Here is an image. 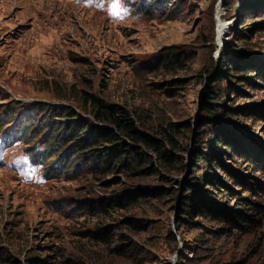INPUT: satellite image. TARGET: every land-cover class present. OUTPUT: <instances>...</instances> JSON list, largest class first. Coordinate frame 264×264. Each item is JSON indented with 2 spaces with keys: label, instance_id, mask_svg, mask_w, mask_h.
Returning <instances> with one entry per match:
<instances>
[{
  "label": "rangeland",
  "instance_id": "rangeland-1",
  "mask_svg": "<svg viewBox=\"0 0 264 264\" xmlns=\"http://www.w3.org/2000/svg\"><path fill=\"white\" fill-rule=\"evenodd\" d=\"M119 1L0 0V145L3 134L21 140L0 146V264H264L263 5ZM222 54L242 69L249 59L261 62L246 75L249 85L229 72L215 86L240 115L223 124L240 132L262 160L253 172L236 157L223 158L238 184L215 170L257 208L258 215L245 212L255 221L237 229L208 217L190 220L179 204L185 182L214 171L191 164L194 153L211 154L207 137L220 121L203 128L197 122L203 89ZM83 94L127 111L145 134L173 136V170L140 149L139 159L127 151L129 171L106 172V147L78 149L71 128H85L86 139L106 127L93 119ZM64 112L68 129L47 136ZM29 153L37 154L31 162ZM42 154L47 157L37 164ZM67 163L69 172L62 169ZM207 190L199 191L208 204L238 210L225 192ZM131 194L137 197L128 204ZM181 217L190 224L181 226Z\"/></svg>",
  "mask_w": 264,
  "mask_h": 264
},
{
  "label": "trees",
  "instance_id": "trees-1",
  "mask_svg": "<svg viewBox=\"0 0 264 264\" xmlns=\"http://www.w3.org/2000/svg\"><path fill=\"white\" fill-rule=\"evenodd\" d=\"M256 2L258 4L261 3L264 7V0H256ZM211 41L212 37L210 41L207 42ZM219 58L220 61L218 70L211 75L203 89L199 106L200 120H198L197 126L203 128L206 127V124L209 122H212V124L215 125L216 120H219L222 123L216 122V129L214 133L207 137V142H209L208 149L211 154H205L203 152L194 153L192 156L194 163L191 164V167L194 169H198L197 165H200L209 171H214H211L212 173L210 175L206 174L202 179H196V177L193 176L190 180L192 182H185L183 190L186 197H181L179 204L182 207V214L187 215L190 220H193V218L196 217H208L214 221L226 223L231 228L237 229L239 227L238 225L242 224L245 226L255 221L253 219L254 215L245 212H255V214L258 215V211H256L257 208L251 200L241 196L227 187L226 183L222 182V179L216 175L215 170H223L228 180L234 184H238L234 171L227 168V166L223 163V158L229 159L233 162L234 157H236L239 163L245 162V164L250 167V171L253 172L259 171L258 168L260 167L262 160L258 159V154L253 151L252 146L249 145L246 138H244L240 132L229 131L223 124V122L232 121L235 116L240 115H237L236 111L230 110V107H228L225 103L226 97L222 95L220 91H216L215 86L217 83L221 84V82L226 81V76H229V72L232 73V77H235V79H246L249 85L251 81L247 79L246 75L256 73L261 62L260 60L249 59L243 63L242 69L240 68L241 65H238L230 58V56L226 54H222ZM228 67L230 68L229 70L227 69ZM223 70H227L228 73H222ZM242 74L245 76L242 77ZM80 100L83 101L85 106L91 110L93 119L98 124H102L106 127L103 130L94 129V131H89L86 139H81L82 134H85V128L82 126L71 128L69 135L70 140L78 141V149H86L91 153H96V148H98L96 146H103V149L106 147V152L103 154V157L106 159L104 162L105 167L103 169L106 172L115 170L120 172L129 171L130 165L126 162V160H124L128 154L127 151L130 153L133 150L132 153L137 155V159H139V153L136 150L140 149L151 153L158 161L160 168H172L173 170L176 161L178 160L177 155H175L178 150V145L173 136L171 137L170 134L164 132L160 135L162 139L159 140L150 134L143 133L137 128V126L134 125L133 121L130 120L127 111L119 107L102 103L99 98L94 95L83 94L80 96ZM56 117L58 119L54 120L56 121L55 126H53L51 128L52 131L47 134V136H50L53 139L59 131L68 129L69 127L67 122V117H69L68 112H64L62 115ZM235 124L239 125V123ZM169 128L170 131H176L175 125H169ZM24 132V130H20L16 131V134H22ZM194 135L196 136V134ZM23 137L25 138V135ZM27 138L30 139V136ZM19 140V138L17 139L14 137L12 142ZM196 140L197 139L194 138V141H192L194 145ZM132 145H135L136 147H132ZM138 147L139 149H135ZM250 149L252 150L250 151ZM249 152H252V154H249ZM33 155L37 156V154ZM46 157L47 155L42 154L41 161H37L36 163L43 164ZM138 162L142 161L138 160ZM71 168H73L71 163H67V165H65L62 169L69 172L71 171ZM152 171H154V168H152ZM194 180L195 184L193 183ZM208 186L215 190L217 194L222 195L220 192H225V194L230 197V200H234L236 202L235 205L238 207V210L230 209L226 212L216 208L212 204H208L207 199L202 197L201 192L199 191L203 190L205 193L210 194V191L207 190ZM135 197L137 196L131 194L125 200L129 204L133 202ZM192 198H195L193 202H191ZM189 204L192 205L191 208L189 207ZM104 205L109 204L104 202ZM113 205L114 203L110 204L109 208H112ZM187 211L189 212L186 213ZM180 220L182 221L181 226L190 224V221L183 217H181ZM138 223L139 222L134 220L129 221V224H131L133 228H138ZM178 230L179 229L177 228V231ZM104 233L106 234V232Z\"/></svg>",
  "mask_w": 264,
  "mask_h": 264
}]
</instances>
